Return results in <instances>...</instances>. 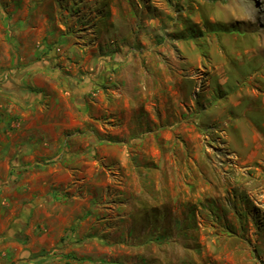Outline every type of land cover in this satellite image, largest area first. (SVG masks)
Segmentation results:
<instances>
[{
  "label": "rangeland",
  "instance_id": "rangeland-1",
  "mask_svg": "<svg viewBox=\"0 0 264 264\" xmlns=\"http://www.w3.org/2000/svg\"><path fill=\"white\" fill-rule=\"evenodd\" d=\"M118 1L125 21L108 56L148 53L155 96L118 110L119 125L115 108L104 113L119 134L102 139V121L86 124L93 170L76 192L92 200L91 258L264 264V0ZM162 69L181 75L182 101H165Z\"/></svg>",
  "mask_w": 264,
  "mask_h": 264
},
{
  "label": "crops",
  "instance_id": "crops-1",
  "mask_svg": "<svg viewBox=\"0 0 264 264\" xmlns=\"http://www.w3.org/2000/svg\"><path fill=\"white\" fill-rule=\"evenodd\" d=\"M121 12L118 0H0V264H102L89 252L91 196L76 192L93 170L83 163L93 151L86 124L102 121V139L118 133L108 110L138 112L155 96L148 53L108 56ZM101 36L102 52L90 40ZM161 74L165 101H182L172 88L181 75Z\"/></svg>",
  "mask_w": 264,
  "mask_h": 264
},
{
  "label": "bare ground",
  "instance_id": "bare-ground-1",
  "mask_svg": "<svg viewBox=\"0 0 264 264\" xmlns=\"http://www.w3.org/2000/svg\"><path fill=\"white\" fill-rule=\"evenodd\" d=\"M252 16H253V15H252ZM252 16H251V17H252ZM255 18H256V17H255ZM246 19H247V18H246ZM252 20H253V19H252ZM251 50H252V49H251Z\"/></svg>",
  "mask_w": 264,
  "mask_h": 264
},
{
  "label": "trees",
  "instance_id": "trees-1",
  "mask_svg": "<svg viewBox=\"0 0 264 264\" xmlns=\"http://www.w3.org/2000/svg\"><path fill=\"white\" fill-rule=\"evenodd\" d=\"M87 80V79H86Z\"/></svg>",
  "mask_w": 264,
  "mask_h": 264
}]
</instances>
